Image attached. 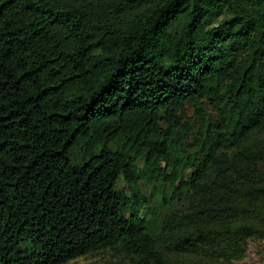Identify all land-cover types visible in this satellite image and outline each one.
<instances>
[{
	"label": "trees",
	"instance_id": "obj_1",
	"mask_svg": "<svg viewBox=\"0 0 264 264\" xmlns=\"http://www.w3.org/2000/svg\"><path fill=\"white\" fill-rule=\"evenodd\" d=\"M263 225L264 0H0V264L228 261Z\"/></svg>",
	"mask_w": 264,
	"mask_h": 264
},
{
	"label": "rangeland",
	"instance_id": "obj_2",
	"mask_svg": "<svg viewBox=\"0 0 264 264\" xmlns=\"http://www.w3.org/2000/svg\"><path fill=\"white\" fill-rule=\"evenodd\" d=\"M187 113L192 114V108L187 107ZM137 165L141 166L142 161L138 160ZM116 188L123 190L126 196H131L130 190L124 181L120 178ZM140 189L143 196L147 199L139 203L138 207L142 217L145 220L153 219L150 208L155 205V200L149 198L151 195V186L145 184H140ZM185 208L184 204L177 203L175 209L183 210ZM168 209L162 208L161 213L167 211ZM262 236L255 235L254 237L246 241L244 250L239 257L229 258L226 261L225 257L219 256L222 255V252L216 251L215 253L206 256L205 254H198L192 256H183V255H173L174 264H264V225L259 229ZM230 256V255H228ZM64 264H125L120 261L118 258L110 254L108 251L100 250L96 252H91L87 255L77 257L75 259L69 260Z\"/></svg>",
	"mask_w": 264,
	"mask_h": 264
}]
</instances>
